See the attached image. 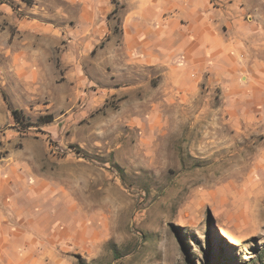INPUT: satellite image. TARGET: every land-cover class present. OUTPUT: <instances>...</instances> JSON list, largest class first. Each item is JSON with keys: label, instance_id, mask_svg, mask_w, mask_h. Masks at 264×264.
<instances>
[{"label": "rangeland", "instance_id": "rangeland-1", "mask_svg": "<svg viewBox=\"0 0 264 264\" xmlns=\"http://www.w3.org/2000/svg\"><path fill=\"white\" fill-rule=\"evenodd\" d=\"M241 5L264 44V0ZM77 13L0 0V264H264V114L230 116L218 87L121 93L105 41L68 31Z\"/></svg>", "mask_w": 264, "mask_h": 264}, {"label": "crops", "instance_id": "crops-1", "mask_svg": "<svg viewBox=\"0 0 264 264\" xmlns=\"http://www.w3.org/2000/svg\"><path fill=\"white\" fill-rule=\"evenodd\" d=\"M115 1L122 11L117 31L110 16L113 0H64L78 8L74 18L66 14L68 31L86 44L105 41L101 56L121 93L154 83L166 100L185 102L203 86L218 87L230 116L245 121L264 114L263 28L255 16H246L241 0ZM8 182L14 184L7 190L17 192L18 181ZM23 187L34 189L28 181ZM30 212L21 211L27 223ZM44 218L41 213L37 219ZM55 235L62 237L61 230Z\"/></svg>", "mask_w": 264, "mask_h": 264}, {"label": "trees", "instance_id": "trees-1", "mask_svg": "<svg viewBox=\"0 0 264 264\" xmlns=\"http://www.w3.org/2000/svg\"><path fill=\"white\" fill-rule=\"evenodd\" d=\"M24 2L29 4L31 2V0H24ZM113 2L115 3V8L113 11H115L117 9L116 6L118 5V3L115 0H113ZM11 113H12V117H13L14 121H16L17 123H20V121L23 120V122H21V123L25 127H29L32 125H40L43 123H48V122L53 120V115L51 113H48L45 115H40L36 123L31 122L30 119L28 117H26L25 114H23V111L20 109L14 108V109H12Z\"/></svg>", "mask_w": 264, "mask_h": 264}, {"label": "bare ground", "instance_id": "bare-ground-1", "mask_svg": "<svg viewBox=\"0 0 264 264\" xmlns=\"http://www.w3.org/2000/svg\"><path fill=\"white\" fill-rule=\"evenodd\" d=\"M233 238H234V237H231V239H230V240H234Z\"/></svg>", "mask_w": 264, "mask_h": 264}]
</instances>
